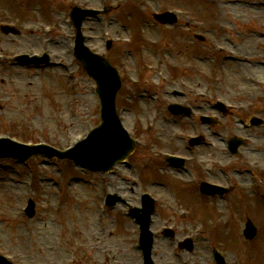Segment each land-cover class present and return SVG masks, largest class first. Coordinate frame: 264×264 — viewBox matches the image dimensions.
I'll list each match as a JSON object with an SVG mask.
<instances>
[{"label": "rangeland", "instance_id": "obj_1", "mask_svg": "<svg viewBox=\"0 0 264 264\" xmlns=\"http://www.w3.org/2000/svg\"><path fill=\"white\" fill-rule=\"evenodd\" d=\"M243 1L251 2V0ZM20 2L24 3L25 7H20ZM68 2L96 9L102 5L113 8L96 19L86 20L82 29L87 36L88 46L95 52L105 53L104 40L117 41L107 56L111 63L119 65L118 68L121 67L123 74V89L117 99V108L124 113L126 122L124 125L127 130L135 137H139L141 133H138V129H141L145 135L143 137H150L149 139L160 150L178 151L181 146L180 135L185 136L192 132L191 121L184 118L176 119L175 122L167 117L166 120L170 124L166 125L160 121L162 127L158 125V129L152 128L153 131L151 129L146 133L142 127L144 120L150 122L151 117L154 116L162 118V113H165V107L170 102L187 104L185 98L179 99L161 94L163 90L184 89L187 91L188 86L192 89L199 84L196 72H193L191 68L186 73L188 69L185 65L198 62L193 59V55L209 53V48L216 42L214 39L216 32L221 34V29H224L228 33L236 26L242 31L234 37L237 50L249 55H261L264 49L262 41L256 43V37L249 35L251 29L258 27L259 20L264 21L262 13L264 10L245 4L231 6L225 4V0H69L65 2L0 0V20L9 19L19 28L24 26L28 27L27 29H34L32 33L25 29L23 34L18 36H6L0 33V51L13 53L39 50L41 41L44 39L41 26L50 24L54 26V36H48L45 41L49 43L48 50L57 54L60 60L59 62H55L57 59L52 60L51 69L44 71L34 69L5 71L0 68V98H4L0 102V131L15 134L22 141L46 139L51 142V145L62 148L74 136L84 135L99 122L98 101L93 93L92 81L75 66L74 79L71 83H66L64 80L66 70L58 68L57 65L62 63L63 67H68L71 63L70 54L67 53L68 46L71 44L72 31L67 17L69 8L66 3ZM253 2L258 1L253 0ZM116 4L119 5L114 8ZM36 8L41 9L42 17L39 12H36ZM173 9L188 11L187 15L191 17L189 19L187 15L180 17L178 28L157 25L151 17L154 11ZM193 19L198 20L202 25L192 26ZM195 33L202 35L203 41L195 40L193 38ZM121 37L123 39L130 37L131 44L126 45L118 41ZM157 64L159 70H163L167 76L174 78L177 84L166 87L163 79H159L155 73L150 74L143 70L146 65ZM134 65L141 68L143 90L132 91L129 85L130 78L134 77L132 75ZM259 73L261 72L239 64L228 63L223 72L224 81L222 80L220 91L222 89L223 95L228 98L238 93L239 99L237 97L236 102L246 103L251 97L239 90V85L243 84L246 86L245 90H248L250 86L256 98L263 100L264 89L250 85L248 82L250 77L255 78L259 76ZM137 93H146L154 97L155 93L157 95L159 93L158 96L163 97L164 100L158 101L157 109L152 106L147 97H137ZM230 120L226 118L220 122V127H216L223 136L247 135L251 138L250 145L241 150L235 162L248 159L262 165L264 133L254 128L245 133L239 128V124L230 123ZM206 150V154L202 153L203 157L200 159L202 167L215 168L213 162L222 165L230 162L222 154L220 144L214 149ZM132 154L126 163L131 167L119 165L115 169V174L105 177L106 194L115 193L121 197L116 210L108 213L106 220L103 219L107 226L105 238L110 246L105 255L91 254L88 249L80 250L83 249L81 246L84 248L92 246L100 234L94 219L98 199L91 192L92 186L100 189V174L82 167L74 168L66 162L56 160L40 162L39 157L29 160L23 166L11 162H8V166L0 165L9 169L15 167L17 170L14 173H19L22 178L30 177L38 185L33 189V198L38 211L34 220L29 221L15 217L18 205L25 198L24 187L11 181L10 183L0 181V214H3L0 215V246L4 250L19 253L22 261L28 264H91L97 256L98 258L94 260L97 264H138L140 255L131 249V242L137 235L138 229L131 221L125 220L121 211L139 204L141 188L150 189L154 194L147 182L150 178L159 177L153 167L155 162L160 161L157 158L151 159L153 156L150 157L146 149L140 147H137ZM145 162H147L146 166L141 168ZM197 166H192L193 174ZM61 169L63 178L66 175H74L77 179L72 181L70 186L65 184L66 181L61 184L64 199L62 205L56 210L54 209L56 187H54L53 179L60 181ZM199 171L202 173L201 167ZM170 173L168 171L167 176L163 175L162 178H172L169 180L167 194L171 201L177 204L176 207L180 209L188 208L187 205H198L205 209L194 211L190 218L182 221L179 217L180 220H177L167 209L157 207L158 215L152 229H156L159 225L174 224L172 228L176 233V240H179L192 233L197 224H202L209 240L198 242L194 252L189 254L192 258L183 262L184 255L176 257L173 255L175 251H171L174 243L158 237L155 240L152 255L155 262L190 264L192 261L199 264L202 261V264H213L209 255L210 248L215 247L226 253L230 264H264V202L253 198L247 187L243 191L238 189L239 186L236 184L235 193L229 197L228 205L234 204L238 221L234 219L230 221V225L226 226L218 219V216L221 219L220 215H215L208 201L204 203L196 201L193 194L195 185L191 176L184 175L187 182H182L170 176ZM36 177H39L38 181ZM137 178L140 185L131 188ZM260 178L264 180V175ZM261 183L264 184V182ZM262 184L260 189L263 190ZM158 190L159 192L156 191V193H162L161 189ZM245 199H248V205L243 204ZM225 204L220 203L222 208ZM245 217L253 221L258 231L257 236L249 242L241 235ZM209 221L213 223H207ZM28 235H31L30 239ZM66 240H68L67 244ZM76 246L79 248L76 249Z\"/></svg>", "mask_w": 264, "mask_h": 264}, {"label": "bare ground", "instance_id": "obj_2", "mask_svg": "<svg viewBox=\"0 0 264 264\" xmlns=\"http://www.w3.org/2000/svg\"><path fill=\"white\" fill-rule=\"evenodd\" d=\"M256 69L264 72V68L263 67H257Z\"/></svg>", "mask_w": 264, "mask_h": 264}, {"label": "water", "instance_id": "obj_3", "mask_svg": "<svg viewBox=\"0 0 264 264\" xmlns=\"http://www.w3.org/2000/svg\"><path fill=\"white\" fill-rule=\"evenodd\" d=\"M129 148H131V147H128L127 150H128Z\"/></svg>", "mask_w": 264, "mask_h": 264}]
</instances>
